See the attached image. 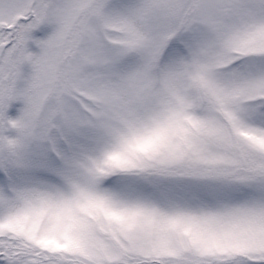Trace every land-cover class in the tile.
Masks as SVG:
<instances>
[{"label": "snow or ice", "instance_id": "obj_1", "mask_svg": "<svg viewBox=\"0 0 264 264\" xmlns=\"http://www.w3.org/2000/svg\"><path fill=\"white\" fill-rule=\"evenodd\" d=\"M0 264H264V0H0Z\"/></svg>", "mask_w": 264, "mask_h": 264}]
</instances>
